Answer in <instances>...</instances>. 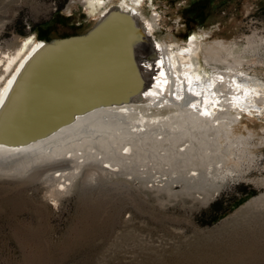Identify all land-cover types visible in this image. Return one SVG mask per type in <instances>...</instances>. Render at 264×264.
<instances>
[{
    "label": "bare ground",
    "instance_id": "6f19581e",
    "mask_svg": "<svg viewBox=\"0 0 264 264\" xmlns=\"http://www.w3.org/2000/svg\"><path fill=\"white\" fill-rule=\"evenodd\" d=\"M85 3L97 18L94 36L108 33L120 14L144 23L155 44L153 49L145 42L136 46L142 89L77 114L67 124L46 126L58 103L60 81L71 83L76 76L84 84L77 69L63 76L64 67L81 58L55 53L34 35L15 52L0 53V179L42 183L46 199L56 205L78 182L93 185L104 174L126 176L156 197L211 202L235 174L226 167L230 156L252 138L231 139L239 123L234 114L261 112L257 103L264 102V83L250 74L260 60L216 42L204 54L211 70L206 73L198 65V41L160 42L154 36L156 21L133 5ZM248 41L256 43L254 37ZM153 53L156 57L149 60ZM131 71L123 65L127 85ZM247 207L264 212V194Z\"/></svg>",
    "mask_w": 264,
    "mask_h": 264
},
{
    "label": "rangeland",
    "instance_id": "374dc122",
    "mask_svg": "<svg viewBox=\"0 0 264 264\" xmlns=\"http://www.w3.org/2000/svg\"><path fill=\"white\" fill-rule=\"evenodd\" d=\"M112 1L156 21L160 42L198 41L206 73L204 54L216 42L255 55L260 65L250 74L264 83V0ZM96 22L85 0H0V53L31 35H85ZM257 105L261 112L234 114L231 139L252 138L230 156L235 174L206 204L156 197L126 176L104 174L93 185L78 182L56 205L42 183L0 179V264H264V212L247 207L264 194V102Z\"/></svg>",
    "mask_w": 264,
    "mask_h": 264
},
{
    "label": "water",
    "instance_id": "95a60500",
    "mask_svg": "<svg viewBox=\"0 0 264 264\" xmlns=\"http://www.w3.org/2000/svg\"><path fill=\"white\" fill-rule=\"evenodd\" d=\"M143 24L141 20L129 14H120L106 34L94 36V30L91 29L85 35L46 41L55 53L68 58L73 56L76 59L81 58L76 60L79 61L78 63L74 59L73 65H66L63 76L64 78L67 75L70 76L69 73L72 72H69L70 69L75 72L77 69L84 82V84L81 83L76 76L71 77V83L68 79L66 82L60 81L62 84L56 94L58 103L55 105V112L47 120L46 126L53 122L59 126L67 124L77 114L142 89L143 79L137 66L139 56L136 46L139 42H145L153 49L155 44L153 38L146 35ZM155 57L153 53L148 59L153 60ZM123 65L132 70L131 74L134 75L130 79L132 84L127 85L123 80L124 77H121ZM112 75L115 77L113 76L110 80L109 76ZM86 80L88 84L85 83Z\"/></svg>",
    "mask_w": 264,
    "mask_h": 264
}]
</instances>
